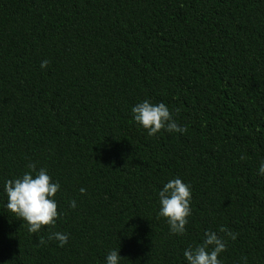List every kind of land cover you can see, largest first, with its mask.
I'll use <instances>...</instances> for the list:
<instances>
[{"label":"trees","instance_id":"obj_1","mask_svg":"<svg viewBox=\"0 0 264 264\" xmlns=\"http://www.w3.org/2000/svg\"><path fill=\"white\" fill-rule=\"evenodd\" d=\"M146 99L187 131L149 137L131 112ZM262 159L264 0H0V264H103L111 248L186 264L209 230L221 264H264ZM29 163L61 185L37 234L4 207ZM176 177L192 192L179 236L157 219Z\"/></svg>","mask_w":264,"mask_h":264},{"label":"clouds","instance_id":"obj_2","mask_svg":"<svg viewBox=\"0 0 264 264\" xmlns=\"http://www.w3.org/2000/svg\"><path fill=\"white\" fill-rule=\"evenodd\" d=\"M48 63L47 60L42 61L40 68L46 69ZM131 112L134 123L149 137H155L161 131L181 135L187 131L177 123L163 102L152 103L146 99L133 106ZM243 159L245 157L241 156V160ZM27 168L28 171L21 176L4 182L3 193L7 198L4 207L11 215L24 222L30 234H37L45 226L56 225L58 211L55 197L61 185L52 181L45 168L37 170L33 163H29ZM257 175L264 176V159L259 162ZM80 193L86 194V189L81 188ZM157 196L159 205L157 219L163 218L166 221L171 235H183L191 215L190 185L176 177L164 183ZM69 206L75 209L76 201H70ZM219 231L232 240L236 239L234 233L223 227ZM48 239L56 241L57 246L62 248L68 243L69 235L56 231L52 232ZM225 251V239L217 232L209 230L204 233L200 244L195 247L189 246L183 251V257L186 264H221L220 256ZM123 260L120 249L111 248L105 255L103 264H121Z\"/></svg>","mask_w":264,"mask_h":264}]
</instances>
